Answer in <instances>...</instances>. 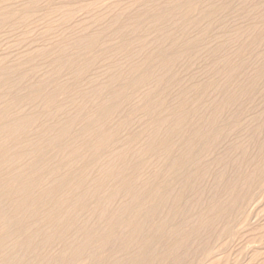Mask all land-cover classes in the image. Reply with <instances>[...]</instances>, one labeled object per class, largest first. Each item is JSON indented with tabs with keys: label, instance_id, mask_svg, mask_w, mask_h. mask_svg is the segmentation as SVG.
Segmentation results:
<instances>
[{
	"label": "rangeland",
	"instance_id": "obj_1",
	"mask_svg": "<svg viewBox=\"0 0 264 264\" xmlns=\"http://www.w3.org/2000/svg\"><path fill=\"white\" fill-rule=\"evenodd\" d=\"M223 36V49H214ZM203 51L205 57L197 60L195 55ZM225 57L226 62L218 63ZM169 62L172 73L180 77L197 74L188 88L191 106L199 100L195 108L203 123L171 140L169 159L177 163L174 167L144 173L143 181L132 182L121 192L113 184L102 192V198L119 194L107 197L104 218L90 220L98 229L94 242L101 243L99 247L103 243L94 260L166 264L169 246L192 235L202 216L227 191V183L244 181L246 170L233 175L226 163L230 147L250 138L255 163L264 158V142L258 140L264 138V67L258 70L264 62V0H0V95H7L0 100V122L16 121L25 110L38 119L40 114L44 121L50 102L68 98L69 88L97 86L112 76L118 91L140 92L151 85L142 79ZM211 64L217 68L205 73ZM20 74L26 77L7 91L6 81ZM171 84L163 83L164 94ZM206 87H213L210 96L204 93ZM14 96L10 109L8 97ZM173 96H165L169 110L175 108ZM140 97L133 107L124 105V112L102 121L100 131L123 125L129 115L140 116L151 100ZM94 111L88 107L84 115ZM148 121L120 128L119 133L127 138ZM66 140L74 142L72 135ZM217 176L226 185H215ZM233 199L238 201L236 208H231ZM222 204L223 210L228 205L226 221L218 222L210 244L192 264H264V172ZM112 222H117L115 230L100 236ZM138 224L144 230L137 235ZM199 239H193L197 245ZM121 243L129 244L126 253L117 252Z\"/></svg>",
	"mask_w": 264,
	"mask_h": 264
},
{
	"label": "bare ground",
	"instance_id": "obj_2",
	"mask_svg": "<svg viewBox=\"0 0 264 264\" xmlns=\"http://www.w3.org/2000/svg\"><path fill=\"white\" fill-rule=\"evenodd\" d=\"M241 36L239 34V40ZM223 38L225 40L226 37L217 38L219 43L214 49H223ZM204 53L201 56L198 53L195 58L200 61L205 57ZM227 58L218 60V63L226 62ZM170 66V62L169 65L161 63L151 71L148 79H142L149 80L151 85L140 92H134L135 88L129 92L118 91L114 88L116 77L112 76L108 82L97 86L89 83L69 88L72 91L68 93V98L64 97L55 104V101L50 102L52 105L43 112L44 121L40 114L38 119L28 115L32 110H25L23 117L16 121L4 119L0 122V264H85L88 261L90 264H106L102 259L94 260L96 249L99 251L103 243L99 247L101 243L94 242L98 229L90 220L93 216L104 218L109 211L107 197L119 193L112 195L111 192L102 198V192L111 184L121 192L128 184L143 181L144 173L160 167L157 172L174 167L177 163L173 164L169 159L173 154L171 140L185 129L191 131L194 126L203 123L195 108L199 100L196 99L191 106V90L188 88L197 74L180 77L172 73ZM263 67L264 62L258 70ZM215 68L217 66L211 64L204 72H212ZM25 77L20 74L18 78L10 79L11 82L6 81L4 88L12 91ZM168 80L174 84L164 94L161 88ZM212 88L206 87L205 95ZM173 93L175 97L171 104L175 108L169 110L166 108L169 100L165 96ZM103 95H106L105 99ZM6 96L0 95V100ZM139 96H142L138 98L142 101L151 99L140 116L129 115L123 125L114 126L108 132L100 131L102 121L106 122L110 115L120 110L124 112V105L133 107L134 100ZM8 98L12 109L15 96ZM207 99L210 101V98ZM188 102L190 106H186ZM88 107H94L96 112L84 115ZM142 119L149 120V123L137 129V133L127 138L119 133L120 128H132V124ZM94 131L100 134L95 136L98 132ZM68 135H72L73 143L66 140ZM248 139L236 148L237 144L230 147L232 152L226 155V163L231 164L233 175L246 170L244 181L234 184L224 182L221 176L215 177L214 184L221 188L227 183V191L217 199L206 216H202L192 235L189 233L169 246L170 264L194 263L200 251L210 244L212 230L218 222L226 221L229 210L228 205L223 210L222 200L229 194L233 196L240 186H252L264 172V158L255 163L256 152L249 153ZM258 140L264 142V138ZM237 205L238 201L233 199L231 208ZM86 215L90 216L89 219ZM116 226L117 222H112L107 232L100 236L107 237ZM143 230V225L138 224L134 232L142 233ZM196 237L200 238L198 245L193 240ZM128 247L129 244L121 243L116 250L123 254ZM164 263L159 260L154 264ZM113 264L119 263L114 261Z\"/></svg>",
	"mask_w": 264,
	"mask_h": 264
}]
</instances>
